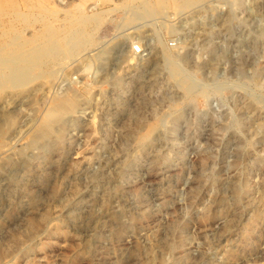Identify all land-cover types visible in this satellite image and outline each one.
I'll list each match as a JSON object with an SVG mask.
<instances>
[{"label":"rangeland","instance_id":"rangeland-1","mask_svg":"<svg viewBox=\"0 0 264 264\" xmlns=\"http://www.w3.org/2000/svg\"><path fill=\"white\" fill-rule=\"evenodd\" d=\"M32 1L54 27L77 6L102 20L0 91V264H264V0ZM62 95L76 112L33 143Z\"/></svg>","mask_w":264,"mask_h":264},{"label":"bare ground","instance_id":"bare-ground-1","mask_svg":"<svg viewBox=\"0 0 264 264\" xmlns=\"http://www.w3.org/2000/svg\"><path fill=\"white\" fill-rule=\"evenodd\" d=\"M154 1L156 2V0ZM169 1L176 8H184L196 0ZM167 2V0H159L157 8L163 11L168 5ZM235 2L237 1L235 0ZM127 3H130V5L138 4L143 9L145 6H150L152 0H128ZM24 4L30 13L28 11L27 14L26 12L25 14L20 13V11H9L11 12L9 13L3 3L0 2V91L9 89V86H22L27 83L30 78H34L31 74L34 70L38 71L39 74L45 75L48 67H55L63 59H69L84 50L91 42L92 35L102 20L98 12V14L87 16L77 6L65 14L62 27H59L60 25L54 27L44 19L47 14L54 15L53 12L32 0H26ZM34 10L38 13L31 12ZM146 10L148 9L146 8ZM147 13L145 12L146 15ZM36 15L38 18H36ZM33 21L41 22L44 25L42 27L43 30L33 32L30 36H25L22 30L33 24ZM23 26L26 28H21L22 30H20V27ZM173 77L179 78V75L174 74ZM179 83L184 93L183 95L190 99L193 87L181 80ZM75 98L73 95H62L56 96L51 101L47 118L40 131L38 130L37 136H34L33 143L60 138L59 135L54 134L56 133L54 128H57L56 126L58 125L61 126L65 119L69 120L71 118L70 115L72 116L76 112ZM5 121L8 122V119L5 118ZM159 127V122L154 121L143 131H138L135 137L136 145L142 147L150 143ZM58 133H61V131Z\"/></svg>","mask_w":264,"mask_h":264}]
</instances>
